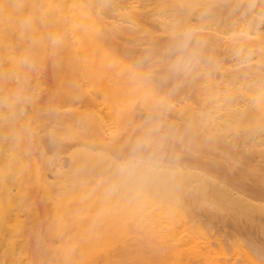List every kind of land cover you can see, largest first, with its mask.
<instances>
[{"label":"rangeland","instance_id":"obj_1","mask_svg":"<svg viewBox=\"0 0 264 264\" xmlns=\"http://www.w3.org/2000/svg\"><path fill=\"white\" fill-rule=\"evenodd\" d=\"M262 45L264 0H0V264H65L70 233L114 220L81 195L59 205L66 181L89 171V182L104 173L127 183L138 191L128 197L141 204L108 226L119 238L85 264H264V171L228 167L211 153L213 143L207 150L198 139L213 130L200 106L211 109L212 81L229 80L245 62L238 70L245 75L259 64L264 71ZM198 122L207 125L196 131ZM180 133L189 141L194 135L198 150L189 151L195 138L185 142ZM226 146L241 160L260 158L240 153V144L238 153ZM213 166L237 190L218 193L206 176ZM80 178L75 187L88 180ZM191 186L204 194L193 197ZM216 195L237 209L233 201L231 209L209 205ZM150 196L172 206L155 208ZM79 253L72 249L68 258L78 261Z\"/></svg>","mask_w":264,"mask_h":264},{"label":"bare ground","instance_id":"obj_2","mask_svg":"<svg viewBox=\"0 0 264 264\" xmlns=\"http://www.w3.org/2000/svg\"><path fill=\"white\" fill-rule=\"evenodd\" d=\"M34 16V15H33ZM33 18V17H32ZM72 20H73V18H72ZM50 21V20H49ZM74 21V20H73ZM45 22V21H44ZM48 24V23H47ZM51 25H52V23H51ZM50 25V26H51ZM251 25V24H250ZM252 26V25H251ZM49 27V26H48ZM243 39V38H242ZM236 42H237V40H235ZM229 43V42H228ZM232 43V42H231ZM245 44V43H244ZM232 45V44H231ZM247 45V44H246ZM235 46V45H234ZM234 46H233V48H234ZM250 46V45H249ZM241 47H243L244 48V46H241ZM248 47V46H247ZM262 47L264 48V46L262 45ZM232 48V49H233ZM249 48V47H248ZM248 48H247V50H248ZM251 48H252V46H251ZM254 48V47H253ZM262 48V49H263ZM240 50H242V48H240ZM246 50V51H247ZM250 50V49H249ZM254 49H252V51H253ZM256 50V49H255ZM254 50V51H255ZM259 50H261V49H259ZM243 51V50H242ZM251 51V50H250ZM249 51V52H250ZM94 52V51H93ZM246 53V52H245ZM250 53H252V52H250ZM264 53V50L262 51V54ZM247 54V53H246ZM251 55V54H250ZM258 55V54H257ZM240 56V55H239ZM250 57V56H249ZM240 58V57H239ZM255 58H256V56H255ZM249 59V58H248ZM239 60H241V58L239 59ZM255 60V59H254ZM260 60V59H259ZM225 61V60H224ZM236 61V60H235ZM261 61V60H260ZM226 62V61H225ZM225 62H224V64H225ZM254 62L255 61H253V62H251V65H255L254 64ZM227 63V62H226ZM233 63H235V62H233ZM236 63H237V61H236ZM255 63H257V61L255 62ZM228 64V63H227ZM238 64H239V62H238ZM243 64H246L247 65V63L245 62V63H243ZM243 64H241V66H239V68H243L244 69V66L242 67V65ZM259 64V63H258ZM257 64V65H258ZM235 65V64H234ZM245 65V66H246ZM257 65H256V67H257ZM261 64H259L258 65V69L256 68V69H254L253 70V72L252 73H250L249 72V74L250 75H245V73H243L242 72V70L240 71L241 73H243V74H239L240 72L238 71L239 70V68H235V69H233V71H232V74H231V71L230 70H232V69H230L229 71H230V74L228 75V78H226V79H229V80H226V81H224L222 84H220V83H218L216 80H213L212 81V79H211V81H212V88L210 89L211 91L208 93V95H206L205 93L206 92H204V95H206L207 97H208V99H209V102H210V105H211V109H209L210 110V112H208L207 111V108H208V106H204V104H206V102L203 104V101H201V100H199L198 99V104L200 103V101L202 102V104L200 103V106L201 105H203L202 107H204L205 108V110H206V112H204V114L205 113H208V119H207V121L209 122V121H211L212 122V124H213V130H212V132L209 134H207V133H205V135L203 134V137H202V133H200V132H198L199 134V136L201 135V137L202 138H204V136H206L203 140H201V138L200 137H198V139L200 140V141H202V146H204V147H207V150H209V149H211V148H209L208 146H209V143H213L212 144V146L210 145V147H212V149L210 150L211 151V153H213L212 152V150L215 152V154L217 153L216 151H218L219 153H220V156H221V159L223 160V162H225V164L228 166V167H240V169L241 170H243L244 171V167L246 168H248L249 169V171L251 170V171H253L252 173H254V172H256L257 171V169H258V171L257 172H259L260 173V175L262 174V172H260V170H259V167H260V169L262 168V170L264 171V168H263V166H262V164H264V71L262 70H260L259 68L262 66H260ZM222 66V65H221ZM232 67V66H231ZM238 67V66H237ZM249 67V66H248ZM223 68V67H222ZM230 68V67H229ZM233 68V67H232ZM262 68V67H261ZM224 69V68H223ZM263 69V68H262ZM228 70V69H227ZM226 70V71H227ZM234 70H237V73H235V71ZM245 70V69H244ZM248 71V70H247ZM251 71V70H250ZM234 72V73H233ZM239 72V73H238ZM233 75V76H232ZM211 77V76H210ZM230 77V78H229ZM213 78V77H212ZM223 79H224V77H223ZM211 83V82H210ZM203 90V89H202ZM206 90V89H205ZM204 90V91H205ZM207 91V90H206ZM205 96V97H206ZM206 97V98H207ZM200 98V97H199ZM207 99V100H208ZM206 100V99H205ZM184 103V102H183ZM111 106V105H110ZM184 106H185V103H184ZM201 107V108H202ZM199 108V107H198ZM201 108H199V111H200V109ZM203 108V109H204ZM182 109H183V104H182ZM205 110H203V111H205ZM202 111V112H203ZM190 113V112H189ZM191 114V113H190ZM206 115H203L204 117L206 116ZM203 118V117H202ZM201 118V121L203 120ZM206 118V117H205ZM194 119H196V118H194ZM193 119V120H194ZM189 120H190V117H189ZM192 120V121H193ZM191 121V120H190ZM205 121H206V119H205ZM206 121V122H207ZM196 122V121H195ZM199 123V122H198ZM202 124V122L201 123H199V124H196L197 125V127H198V125H199V127L198 128H196V131L200 128V125ZM208 124H210V123H208ZM182 125V124H181ZM185 125V124H184ZM183 125V126H184ZM192 125V124H191ZM196 125H192L194 128H195V126ZM204 125V127H205V125H207V123H205V122H203V124H202V126ZM187 127V126H186ZM182 128V127H181ZM188 129V128H187ZM203 129V127L201 128V130ZM206 129V131L208 130V126H207V128H205ZM212 129V128H211ZM192 130V129H191ZM204 130V129H203ZM205 131V130H204ZM186 132H188V131H186ZM210 132V131H209ZM193 133V132H192ZM204 133V132H203ZM178 134H179V132H178ZM178 134L176 133V137L178 136ZM187 134V133H186ZM182 135H184V137L186 136H188V135H185L184 133H180V135H179V137H180V139L182 138ZM106 137V136H105ZM182 138V140L184 141L185 140V138ZM192 138V140L194 141V138H195V141H196V143H195V141L193 142V141H189V139H186V140H188L189 142H191V143H195L196 145H193V147L189 150V151H191V150H196L195 148H194V146L196 147L197 146V144H198V141H197V138L196 137H194V135L193 136H191ZM194 137V138H193ZM187 138H189V136L187 137ZM207 138H209L210 140H211V142L208 140L207 141ZM109 140V139H108ZM181 140V141H182ZM186 140H185V142H186ZM227 141V143L226 144H228V143H230V145L231 144H233L234 146L236 145L237 147H239L238 145L240 144V150H241V152L239 151V149H237V147H228V145L226 146V144H224L225 146H226V148H228V150L227 151H229V149H230V151H231V149H236V150H238L237 151V153L238 152H240V153H242L243 152V149H244V152L246 151V153H247V151H248V153H255V154H257L258 152L260 153V154H258V156H260V158L258 157V160L256 161V162H254V160H253V158H252V160L253 161H244V160H241V159H239V158H237L238 156L237 155H234V154H230V153H233V152H226L225 150H222L221 149V147H225V146H222L223 144L221 143V141ZM200 141H199V143H200ZM204 141V142H203ZM206 141V142H205ZM220 141V142H219ZM103 142V141H102ZM240 142V143H239ZM188 143V142H187ZM207 143H208V145H207ZM216 143H217V145H216ZM219 143V144H218ZM115 144V143H114ZM238 144V145H237ZM242 144V145H241ZM87 145V144H86ZM85 145V146H86ZM93 145V144H92ZM112 145H113V143H112ZM188 146L190 145V143H188L187 144ZM206 145V146H205ZM220 145V146H219ZM229 145V146H230ZM232 146V145H231ZM111 148H113V147H111ZM197 148V147H196ZM199 148V147H198ZM209 148V149H208ZM92 149V148H91ZM113 149H115V148H113ZM198 150V149H197ZM196 150V151H197ZM96 151V150H95ZM195 151V153H198V152H196ZM251 151V152H250ZM258 151V152H257ZM103 152V151H102ZM192 152V151H191ZM201 152V151H200ZM199 152V153H200ZM205 152H206V150H205ZM207 152H209V151H207ZM83 153V152H82ZM106 153H107V151H106ZM116 153V152H115ZM133 153V152H132ZM192 153H194V152H192ZM202 153V152H201ZM210 153V152H209ZM240 153H239V155H240ZM247 153V154H248ZM252 153V154H253ZM135 154V153H134ZM138 154H140V153H138ZM136 155V154H135ZM134 155V156H135ZM151 155H153V154H151ZM157 155V154H156ZM212 155H214V154H212ZM242 155V154H241ZM87 156V155H86ZM129 156H130V154H129ZM132 156V155H131ZM139 156V155H138ZM141 156V155H140ZM146 156H148V155H146ZM197 156H199V155H197ZM216 156H218V154L216 155ZM220 156H218V157H220ZM236 156V157H235ZM244 156V155H243ZM89 157V156H88ZM101 157H103V160H105V161H107V160H109L110 158L108 157V156H105V155H102ZM119 157V156H118ZM158 157V156H157ZM212 157V156H211ZM217 157V158H218ZM245 157V156H244ZM92 158V157H91ZM117 158V157H116ZM130 158V157H129ZM128 158V159H129ZM135 158H137V156L135 157ZM134 158V159H135ZM144 158H145V160H147L148 161V158H149V156H148V158H146L145 157V154H144ZM246 158H248V156L246 157ZM257 158V157H256ZM131 159V158H130ZM140 159H142L141 157H140ZM208 159H210V158H208ZM34 160V164L36 163L35 161V159H33ZM158 160H160V157H158ZM162 160V159H161ZM211 160V159H210ZM213 160H214V158H213ZM221 160V161H222ZM249 160H251V157H249ZM123 161V160H122ZM142 161V160H141ZM152 161V160H151ZM154 161V160H153ZM163 161V160H162ZM212 161V160H211ZM220 161V160H219ZM128 162V161H127ZM136 162H137V160H136ZM155 162H157V161H155ZM177 162V161H176ZM185 162H187V161H184V163ZM199 161H197V163H198ZM38 163V162H37ZM36 163V164H37ZM93 163H94V161H93ZM152 163V162H151ZM154 163V162H153ZM168 163L170 164V163H172L171 161L169 162L168 161ZM179 163V162H178ZM177 163V164H178ZM181 163V162H180ZM217 163V162H216ZM149 164V163H148ZM159 164V163H158ZM162 164V163H161ZM164 164V163H163ZM186 164H188V162L186 163ZM199 164V163H198ZM222 164V163H221ZM225 164H223V165H225ZM94 165H96V164H94ZM138 165H139V162H138ZM156 165V164H155ZM160 165V164H159ZM213 165H215V164H213ZM32 166V165H31ZM170 166H171V164H170ZM34 167H35V165H34ZM33 167V168H34ZM97 168H98V166H96ZM190 166L188 165V168H189ZM192 167V166H191ZM216 167H218L217 165H216ZM243 169H242V168ZM94 168V167H93ZM193 168V167H192ZM191 168V169H192ZM199 168H201V166L199 167ZM199 168H198V172L200 173V172H202V170L204 169L203 167V169L202 170H199ZM213 169H211V172H213L212 170H214V166L212 167ZM246 168V169H247ZM5 167L4 166H1L0 167V171L1 172H4L5 171ZM81 169V168H80ZM106 169V168H105ZM206 169V171H207V175L205 174L206 172H204L202 175H206V176H208V179H210L213 183H214V185L216 184L217 186H215L214 187V189H216V191H218V193L220 192V189H221V191L223 190L224 191V189H225V191L224 192H226L227 191V193L229 194H231V192H233L232 190H230V189H234L235 187H232V188H229V185L228 184H230V187H231V183H227L224 179H226V178H223L222 176V172L219 174V172L217 173H214L215 171H217V170H215L213 173H211L209 170H210V168H209V170L207 169V168H205ZM204 169V170H205ZM232 169V168H231ZM37 170H39V169H37ZM111 170V169H110ZM164 170V169H163ZM196 170V169H195ZM223 170H224V168H223ZM95 171H96V169H95ZM111 171H113V170H111ZM162 171V170H161ZM220 171H222V170H220ZM227 171V170H226ZM234 171H236V168H235V170ZM246 171V170H245ZM92 172V171H91ZM90 171H89V173H91ZM97 173L99 172L98 170L96 171ZM156 172V171H155ZM196 172V171H195ZM247 173H249L248 171H246ZM75 173V172H74ZM73 173V174H74ZM82 173V172H81ZM89 173H85V175H87L88 174V176L90 177V175L92 174L93 175V173H94V171L91 173V174H89ZM97 173H96V175H97ZM112 173V172H111ZM116 173V172H115ZM158 173V172H157ZM190 173V172H189ZM236 173V172H235ZM41 174V173H40ZM76 174V173H75ZM74 174V175H75ZM95 174V173H94ZM102 174H104V173H99L98 175H97V178H98V180H97V182L95 183V182H89V180H91V181H94L93 180V178L92 177H94V176H91V178H88L87 176H85V175H83L82 176V174H79L78 175V173H77V175H75L74 177H75V179H74V177H71L73 180H70L71 178H70V176H69V180H70V183H69V181H66V185L67 184H69L67 187H64L65 188V190H64V192H63V194H61L62 195V197L60 198V200H59V205H61V203H69L71 200H72V198L73 197H75L76 196V198H77V196H79V195H81L82 196V199H84V200H86L87 201V199H89V203H95V205H99V206H102V210H101V214L105 217V216H114V220L113 221H108V222H106L105 220L103 221V223L102 224H100L99 226H97V227H93V226H89L88 228H82V229H80L79 231H73L72 233H70V235L67 237V243H66V245H64V246H62L63 247V251H64V256H65V264H85L86 262H89L90 261V257L93 255V252L96 250V249H98V250H100V249H105V246H109L110 244H112L111 242H114V240L116 239V238H119V233H120V230L117 228V227H113V228H109L108 226L109 225H111V224H115V225H117V224H119L120 222H121V218L123 217V215L124 214H129V213H131L132 211H133V208H134V206L135 205H140L141 203H138V202H136V201H133L130 197H128V195L129 194H131V195H133V194H138L137 192L138 191H136V190H134V189H132L131 188V186L130 185H128L127 183H125V182H122V181H120V180H118V179H116V178H108V177H105V176H103ZM117 174V173H116ZM218 174V175H217ZM251 174V173H250ZM250 174H248L249 176H250ZM118 175V174H117ZM127 175H128V173H127ZM130 175V174H129ZM220 175V176H219ZM222 175V176H221ZM254 175H256V174H254ZM41 176V175H40ZM73 176V175H72ZM76 176H77V178H76ZM151 176V175H150ZM162 176V175H161ZM262 176H264V175H262ZM262 176H259V177H261L262 178ZM62 177V176H61ZM81 177V178H80ZM82 177H86V178H82ZM192 177V176H191ZM191 177H190V179H191ZM202 177V176H201ZM79 178L80 179H88L87 181H84L81 185H78L77 187H75L74 186V184H73V182L72 181H75L76 179L77 180H79ZM264 178V177H263ZM262 178V179H263ZM67 179H68V177H67ZM94 179H96V178H94ZM180 179V178H179ZM178 179V180H179ZM182 180H183V178H181ZM180 179V180H181ZM196 179V178H195ZM251 179H254V177H252V175H251ZM250 179V180H251ZM257 179V178H256ZM6 180V179H5ZM127 180H129V179H127ZM135 180V179H134ZM174 180H176V178L174 179ZM226 180H229V179H226ZM264 180V179H263ZM7 181V180H6ZM80 181V180H79ZM79 181H76V182H79ZM187 181V180H186ZM196 181H198V179H196ZM258 181H260V180H258ZM8 182V181H7ZM13 182V181H12ZM22 182V181H21ZM23 182H24V180H23ZM37 182V181H36ZM38 182H40V181H38ZM68 182V183H67ZM72 182V183H71ZM127 182V181H126ZM136 182H137V180H136ZM207 182V181H206ZM33 183V182H32ZM128 183H130V182H128ZM186 183V182H185ZM190 184L192 183V182H189ZM24 184H25V182H24ZM36 184H38V183H36ZM36 184H32L33 186H35ZM54 184H56L55 182H54ZM73 184V187L71 186ZM133 184V183H132ZM154 184V183H153ZM187 184V183H186ZM207 184V183H206ZM210 184V183H209ZM259 184V183H258ZM257 184V185H258ZM263 184V183H262ZM8 185V184H7ZM76 185V184H75ZM165 185V184H164ZM234 185H236V184H234ZM29 186V185H28ZM219 186V187H218ZM239 186V185H238ZM9 187V186H8ZM30 187V186H29ZM49 187V186H48ZM54 187H55V185H54ZM137 187V186H136ZM135 187V188H136ZM145 187V186H144ZM175 187V186H174ZM198 187V189H199V186H197ZM209 188H210V186H208ZM212 187V186H211ZM221 187V188H220ZM241 187V186H240ZM27 188V187H26ZM33 188V187H32ZM52 188V187H51ZM61 188V187H60ZM139 188V187H138ZM178 189H180L179 188V186L177 187ZM185 188V187H184ZM194 188V187H193ZM192 188V186H191V188H190V190L191 189H193ZM201 188H203V187H201ZM208 188V190H210ZM218 188H219V190H218ZM12 189V188H11ZM24 189V188H23ZM30 188H28V190H29ZM167 189V188H166ZM169 189V188H168ZM172 189V188H171ZM195 189V188H194ZM193 189V190H194ZM236 189V188H235ZM10 190V189H9ZM54 190V189H53ZM52 190V191H53ZM184 190H186V188L184 189ZM189 190V191H190ZM204 190H205V188H204ZM237 190V189H236ZM11 191V190H10ZM24 191H26L25 189H24ZM55 191V190H54ZM53 191V192H54ZM165 191V190H164ZM175 191V190H174ZM182 189H180V191L179 192H181L182 193ZM197 188L193 191V192H191L192 193V195L193 194H195L193 197H197L198 195H200V194H204V193H200L201 191H200V189L198 190V194H197ZM200 191V192H199ZM212 191V190H211ZM210 191V192H211ZM229 191H231V192H229ZM240 191H241V188H240ZM27 192H29V191H27ZM51 192V191H50ZM144 192V191H143ZM148 192V191H147ZM184 192H187V191H184ZM194 192H196V193H194ZM224 192H222V193H224ZM242 192V191H241ZM11 193V192H10ZM15 193H17V191L15 192ZM14 193V194H15ZM167 193V192H166ZM207 193V191L205 192V194ZM13 194V193H12ZM26 194H28L29 195V193H26ZM51 194H52V192H51ZM60 194V193H59ZM146 194V193H145ZM154 194V193H153ZM158 194V193H157ZM157 194L155 195L154 194V196H157ZM185 194V193H184ZM187 194V196L189 195L188 193H186ZM221 194V193H220ZM227 194V195H228ZM236 193H234V195H235ZM238 194V193H237ZM236 194V195H237ZM22 195V193L20 194V196ZM28 195L26 196V197H28ZM212 195V194H211ZM224 195V194H223ZM226 195V196H227ZM243 195V194H242ZM250 195V197H251V195L253 196V194L252 193H250L249 194ZM10 196V195H9ZM18 195H16V198H18L17 197ZM19 196V197H20ZM23 196H24V193H23ZM24 196V197H25ZM140 196V195H139ZM138 196V197H139ZM154 196H150V197H148V199L150 198V200H151V204L155 207V208H161L163 211H167V207L171 204H168L167 202H169V200H168V198L167 197H165V196H163V197H165L166 199H163V198H161V197H158V198H154ZM160 196H161V194H160ZM180 196V195H179ZM201 196V195H200ZM213 196V195H212ZM238 196V195H237ZM247 196V195H246ZM263 196V195H262ZM261 196V197H262ZM22 197V196H21ZM170 197V196H169ZM181 197V196H180ZM184 197H186V196H184ZM189 197V196H188ZM214 197V196H213ZM213 197H208V199L210 198V200H212L214 203H211V204H209V205H211L212 206V204H214V206H216L217 205V203L219 204V203H221V202H217V200L219 199V197H221V196H215V198H213ZM264 197V196H263ZM262 197V198H263ZM15 198V197H14ZM13 198V200H15ZM199 197H197V199H198ZM202 198V201H206L205 203H207V198H206V200H204V197H201ZM217 198V199H216ZM225 198V197H224ZM244 198H245V200H244ZM56 199V198H55ZM59 199V198H58ZM57 199V200H58ZM131 199V200H130ZM157 199H159V200H157ZM215 201H214V200ZM233 199V198H232ZM243 199V201H246L247 199H246V197H243L242 198ZM264 199V198H263ZM11 200V199H10ZM183 200V199H182ZM186 200V198L184 199V201ZM189 200V199H188ZM209 200V203L210 202H212V201H210ZM219 200H221V198L219 199ZM231 200V199H230ZM230 200L228 199V201L230 202ZM19 201H20V199H19ZM26 201V203H28V200H25ZM24 201V202H25ZM54 201H56V200H54ZM199 201L200 202H202L201 201V199H199ZM222 201V200H221ZM228 201H224L223 203H224V206L222 205L223 203H221L220 205H222L224 208H229L230 206H229V202ZM233 201V200H232ZM232 201L230 202L231 204L230 205H232ZM16 202V201H15ZM23 202V204L25 205L26 203H24ZM227 202H228V205H227ZM236 202V201H235ZM20 203V202H19ZM29 203H30V200H29ZM54 203H56V202H54ZM150 203V202H149ZM245 203H247V202H245ZM31 204V203H30ZM143 204V203H142ZM235 203H234V201H233V205H234ZM250 204V203H249ZM252 204V203H251ZM261 204V203H260ZM20 205H21V203H20ZM57 205H58V203H57ZM63 205V204H62ZM61 205V206H62ZM180 205V204H179ZM202 205H204L203 204V202H202ZM208 205V204H207ZM208 205V206H209ZM225 205H227V206H225ZM237 205V204H236ZM236 205H234V206H232V210H233V207H235ZM27 206V205H26ZM26 206H24V207H26ZM38 206V205H37ZM149 206H150V204H149ZM170 206H172V205H170ZM205 206V205H204ZM213 206V207H214ZM222 206H220V207H222ZM229 206V207H228ZM22 207H23V205H22ZM36 207V206H35ZM34 207V208H35ZM85 207V206H84ZM245 207H246V205H245ZM260 207V206H259ZM29 208V207H28ZM57 208V207H56ZM70 208V207H69ZM209 208H211V207H209ZM217 209L219 208V206L217 205V207H216ZM236 208V207H235ZM234 208V209H235ZM247 208H250V207H247ZM254 208V207H253ZM24 209V208H23ZM22 209V210H23ZM27 209V208H26ZM31 209V208H30ZM64 209V208H63ZM230 209H231V207H230ZM237 209V208H236ZM235 209V210H236ZM251 209H252V207H251ZM255 209V208H254ZM5 210H6V204H5V202L1 199L0 200V214H4V212H5ZM36 210H39V209H37L36 208ZM62 210V209H61ZM78 210H79V208H78ZM179 210H182L181 208H179ZM247 210V209H246ZM139 211V210H138ZM185 211V210H184ZM213 211V210H212ZM24 212V211H23ZM28 212V211H27ZM33 211H29V213H32ZM40 212V211H39ZM213 212H216V210L215 211H213ZM233 212H234V210H233ZM236 212V211H235ZM244 212V211H243ZM248 212V211H247ZM34 213H36V212H34ZM170 213V212H169ZM218 213V212H217ZM223 213V212H222ZM239 213V212H238ZM244 213H246V211L244 212ZM249 213V212H248ZM37 214V213H36ZM40 214V213H39ZM38 214V215H39ZM216 214V213H215ZM225 214V213H224ZM169 215V214H168ZM168 215H167V217H168ZM175 215V214H174ZM38 217V216H37ZM169 217H171V216H169ZM151 219V218H150ZM180 221V220H179ZM181 222V221H180ZM167 224V223H166ZM166 227V226H165ZM182 226H180V228H181ZM78 228V227H77ZM179 228V227H178ZM39 229L40 228H37V230L39 231ZM41 230V229H40ZM183 230V229H182ZM54 231V230H53ZM185 231V230H184ZM39 232H41V231H39ZM70 232V231H69ZM153 236V235H152ZM152 236H151V238H152ZM148 237L149 236H147V239H148ZM195 237V236H194ZM182 238V237H181ZM149 239H150V237H149ZM63 241H64V239H63ZM151 241L152 240H149V241H147L148 243L150 242V244H152L151 243ZM155 241V240H154ZM158 244H159V242L158 241H156ZM155 242V243H156ZM156 243V244H157ZM179 243V242H178ZM49 246V245H48ZM162 246V245H161ZM154 247H155V245H154ZM167 247V246H166ZM24 248V247H23ZM49 248V247H48ZM75 248H77V249H79V251H80V253H79V255H80V259L78 260V261H74V259H72V260H70L69 258H68V254H70V252H71V250L72 249H75ZM156 248V247H155ZM161 249H162V247H160ZM163 248H165V246L163 247ZM58 249H60V248H58ZM157 249H159V248H157ZM168 250V249H167ZM41 251V250H40ZM61 251V250H60ZM103 251H101V253H102ZM38 253V252H37ZM105 253V252H104ZM39 254V253H38ZM72 254V253H71ZM237 254V253H236ZM55 255V254H54ZM63 255V254H62ZM95 256V255H94ZM55 258H56V256H55ZM141 261V260H140ZM64 262V261H63ZM55 264V263H54Z\"/></svg>","mask_w":264,"mask_h":264}]
</instances>
